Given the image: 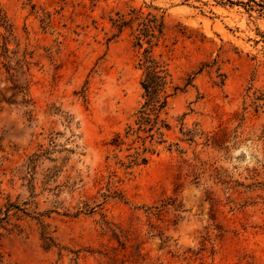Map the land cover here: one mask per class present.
Instances as JSON below:
<instances>
[{
	"label": "rangeland",
	"instance_id": "1",
	"mask_svg": "<svg viewBox=\"0 0 264 264\" xmlns=\"http://www.w3.org/2000/svg\"><path fill=\"white\" fill-rule=\"evenodd\" d=\"M0 264H264V0H0Z\"/></svg>",
	"mask_w": 264,
	"mask_h": 264
},
{
	"label": "trees",
	"instance_id": "2",
	"mask_svg": "<svg viewBox=\"0 0 264 264\" xmlns=\"http://www.w3.org/2000/svg\"><path fill=\"white\" fill-rule=\"evenodd\" d=\"M152 37V36H151ZM139 46H141V44H138ZM149 45V48L151 47V44H148ZM145 52V56L143 57V59L141 60V67L143 68L146 76H150V78L156 80V79H160L162 78L163 80L166 79L167 77V74H166V71L162 68L161 64L154 61V60H150L147 56L148 54V49L144 51ZM165 84V83H164ZM143 85V88L145 89L146 92H149V88L147 86V84H142ZM161 88H155L153 89L154 92H152L147 100H146V103H145V106H152V104H155L158 102V94L160 92H162V90L160 91ZM162 105H165V101H163V103H161ZM162 105H161V108H162ZM168 126H165V128H167ZM119 138V137H117ZM145 161V160H143Z\"/></svg>",
	"mask_w": 264,
	"mask_h": 264
}]
</instances>
